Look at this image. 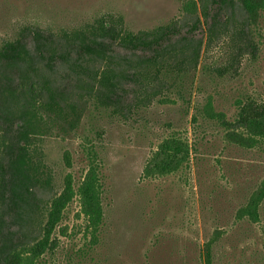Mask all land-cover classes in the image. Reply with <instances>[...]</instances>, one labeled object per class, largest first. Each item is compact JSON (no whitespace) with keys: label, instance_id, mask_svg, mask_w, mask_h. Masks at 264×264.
I'll return each mask as SVG.
<instances>
[{"label":"trees","instance_id":"1","mask_svg":"<svg viewBox=\"0 0 264 264\" xmlns=\"http://www.w3.org/2000/svg\"><path fill=\"white\" fill-rule=\"evenodd\" d=\"M179 13L136 32L111 13L56 32L26 27L0 45V237L8 219L17 230L16 245L0 248V264H33L51 255L54 232L74 198L86 229L98 232L103 208L97 167L91 165L76 187L65 176L58 189L43 149L47 140L75 134L91 110L127 121L156 101L176 99L195 110V121L218 120L229 141L246 148L264 144V101L238 99L235 118L226 121L210 97L199 108L196 100L203 77L232 80L244 64L259 60L264 0H180ZM203 23L204 38L196 39ZM189 155L182 139L164 138L143 176L175 173ZM263 201L264 178L237 220L259 223ZM212 245H205V264H212Z\"/></svg>","mask_w":264,"mask_h":264},{"label":"rangeland","instance_id":"2","mask_svg":"<svg viewBox=\"0 0 264 264\" xmlns=\"http://www.w3.org/2000/svg\"><path fill=\"white\" fill-rule=\"evenodd\" d=\"M179 8L180 0H0V45L26 27L56 32L105 13L121 16L131 31L149 30L179 16ZM205 28L200 25L196 39L204 38ZM197 91L200 105H194L210 97L226 121L235 118L238 99L264 101V47L237 78L203 77ZM194 115L176 99L156 101L127 121L91 110L75 134L47 140L46 163L58 189L65 176L76 187L91 165L97 167L103 219L92 235L74 198L54 232L55 250L33 264H205L210 241L212 264H264V201L259 223L236 218L264 178V144L237 145L218 120L195 121ZM169 136L188 144V161L175 173L145 178L153 150ZM16 234L8 219L0 248L16 245Z\"/></svg>","mask_w":264,"mask_h":264}]
</instances>
